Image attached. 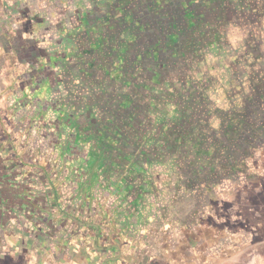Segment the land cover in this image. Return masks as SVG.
<instances>
[{"label": "crops", "instance_id": "crops-1", "mask_svg": "<svg viewBox=\"0 0 264 264\" xmlns=\"http://www.w3.org/2000/svg\"><path fill=\"white\" fill-rule=\"evenodd\" d=\"M115 1L104 6L100 1L73 0V12L69 14L76 16L75 21L73 25L70 21L62 23L53 48H38L37 31H33L37 41L32 40L33 44L21 47V51L10 47L11 31L2 39L0 211L13 212L11 221L17 222L15 228L22 234L36 233L48 241L55 237L56 244H61V237L66 234L82 238L90 230L96 244L112 231L120 242L96 245L97 248L116 250L122 262L137 264L139 260L132 257L133 252H151L149 238L157 233L154 224H173L171 217L178 214L180 205L177 194L167 193L157 175L152 174L160 167L154 164L159 152L156 144L154 149L147 146L144 153L143 146L139 148V144L122 135L123 140L118 143L122 154L143 163L129 176L125 169L116 168L105 134L113 125L111 121L125 126L132 118L141 129L145 117L155 124L143 135L152 133L158 115L163 117L170 106L162 96L157 103L151 96L170 92L172 85L169 80L155 84L152 78L148 86L159 87L152 92L142 75L156 69L153 67L157 62L150 56L151 45L157 43L155 9L147 0ZM236 1L203 0L197 17L204 12L213 14L207 21V31L231 37L234 32L228 12ZM241 1L246 6L250 3ZM2 5L0 1V22L6 24L12 16V1ZM123 13L136 26L137 37L122 44L123 53L117 59L111 57V50L118 41L116 33ZM24 16L27 18L22 15L21 19L32 23L33 29L45 32L42 16ZM202 23L196 24L190 34L197 36L204 28ZM23 37L19 39L22 41ZM171 52L175 54L176 50ZM138 54L144 56L140 72L134 67ZM146 103L153 106V111L142 114L138 107ZM142 115L144 118L139 121Z\"/></svg>", "mask_w": 264, "mask_h": 264}, {"label": "rangeland", "instance_id": "rangeland-1", "mask_svg": "<svg viewBox=\"0 0 264 264\" xmlns=\"http://www.w3.org/2000/svg\"><path fill=\"white\" fill-rule=\"evenodd\" d=\"M0 1H12L13 8L6 24L0 22V45L11 31L10 47L19 51L37 41L33 31L38 48H53L58 28L76 18L69 14L73 0ZM249 1L230 7L231 37L208 32L207 13L199 15L204 28L184 80L174 77L171 91L158 93L170 109L158 115L152 133L136 141L139 148L158 146L154 164L160 167L152 174L167 193L177 194L180 205L173 224H154L151 252H133L137 264H264V0ZM32 14L44 18L45 32L21 19ZM173 134L180 135L170 139ZM11 215L0 211V264H134L122 262L116 250L97 248L120 242L112 231L96 244L92 230L82 238L66 234L56 244L55 237L22 234Z\"/></svg>", "mask_w": 264, "mask_h": 264}, {"label": "flooded vegetation", "instance_id": "flooded-vegetation-1", "mask_svg": "<svg viewBox=\"0 0 264 264\" xmlns=\"http://www.w3.org/2000/svg\"><path fill=\"white\" fill-rule=\"evenodd\" d=\"M150 6L155 9L153 14V19L155 21V40L157 43L155 45H151V49H153V52L155 51V58L157 60L156 66L153 68L155 72H150L143 75L144 82L148 85L150 82V79L155 78L156 81L159 82V84L163 80H169L170 84L173 86V74H177L176 77L179 78V80H184L185 75V69H188L191 65L192 59L195 57L194 49H196L195 45L197 44L198 36L194 37V34H190L192 30L195 29V25L202 22L197 17V14L200 12L203 7V0H161L162 3H160V0L156 2H153V0H149ZM172 1V3H170ZM162 4V5H160ZM194 10V11H193ZM191 13V14H189ZM206 14V12H205ZM213 15V14H212ZM208 15L203 18V20H210L211 16ZM190 16H192V20L189 21ZM126 19H129L130 17H125ZM123 19V18H122ZM124 20V19H123ZM191 22V23H190ZM121 26L117 28L118 31L122 28ZM192 25V26H191ZM193 27V29L190 28ZM117 31V32H118ZM176 33V34H175ZM193 37V38H192ZM197 38V39H196ZM172 40V41H170ZM130 45V43L128 44ZM127 46V45H126ZM126 50V49H125ZM171 50H176L175 54L172 53ZM151 70V69H150ZM154 75V77H153ZM149 78V79H148ZM152 81V80H151ZM155 81V83H157ZM152 87V86H151ZM151 98H155V103H157L159 94L154 93L152 94ZM153 102V101H152ZM152 106V105H151ZM149 104H142L139 105V109L141 110L142 114H148L149 111H153V106L151 107ZM156 107V106H155ZM157 109V108H155ZM148 112V113H146ZM128 116V115H126ZM144 118V115L139 117V121ZM138 119V118H137ZM143 127L141 129L138 128L137 130L139 135L143 136V131L146 130L149 127H154V122L152 119H145L142 120ZM136 125V122H132ZM126 126V125H125ZM124 125H121L120 132H122V135L127 136V140L130 139V133L126 131V127ZM178 128V125L175 126V130ZM128 129V128H127ZM181 133H185L182 130H180ZM179 132V131H177ZM180 134H173L170 139L173 137L176 138ZM122 136H120V142H122ZM123 153V151H121Z\"/></svg>", "mask_w": 264, "mask_h": 264}, {"label": "water", "instance_id": "water-1", "mask_svg": "<svg viewBox=\"0 0 264 264\" xmlns=\"http://www.w3.org/2000/svg\"><path fill=\"white\" fill-rule=\"evenodd\" d=\"M147 1H149V0H147ZM157 1L158 0H156V2ZM153 2H155V1L153 0ZM160 3H162L161 0H160ZM160 5H162V4H160ZM120 21H121L120 23H122V28L120 29V31H118V33H116V36L118 37V41L115 42V45L111 50V57H115V58L117 57V59L123 53V48L121 47L122 44L125 41L131 39V37L135 36L134 24L130 23V21L125 20V19H124V21H122V19ZM150 56H151L153 61L157 62V60L155 58V52L151 51ZM142 58H144V56H142V54H138V56H136V59L134 61V64H135L134 67L137 70V72L140 70V67H141L140 62H141ZM151 86H153V85H151ZM126 124H127L126 127L128 128V130L131 131L130 138L132 139V141L134 143H136V141H139L141 139V136L138 134L139 132L136 131L138 128L137 127L135 128V125L132 123V118H130L126 122ZM118 128H120V127L117 125L115 127H113L110 124L109 130L107 131L108 134H105L106 142L110 143L111 150L113 151V154L115 155V161L114 162L116 164V168L117 169L122 168L123 170L125 169L124 171H128V174H129L131 171H134L135 167H137L138 165L136 164L135 161H133L131 159V157L129 155H125V154H122L120 152L121 150H120L118 143L120 142V136H122V132H120V130H118ZM114 133H116V135H114ZM144 135H146V134H144ZM141 151L144 153L146 152V150L144 148Z\"/></svg>", "mask_w": 264, "mask_h": 264}, {"label": "trees", "instance_id": "trees-1", "mask_svg": "<svg viewBox=\"0 0 264 264\" xmlns=\"http://www.w3.org/2000/svg\"><path fill=\"white\" fill-rule=\"evenodd\" d=\"M163 1H164V0H163ZM142 3H144V1H142ZM147 3H149V1H147ZM126 16H128V15H126L125 13H123V16H121L120 18H121V19L123 18V19L126 20V18H125ZM123 19H122V20H123ZM123 21H124V20H123ZM134 27H135V29H134V31H135V38H136V37H137L136 26L134 25ZM133 37H134V36H133ZM135 58H136V57H135ZM121 119H124V118L121 117V118H120V122H122ZM111 122H112V124H113V125H112L113 127H115L116 125L119 126V127L121 126L120 124H114L113 121H111ZM121 124H122V123H121ZM134 125H135V124H134ZM137 125H138V124L136 123L135 128L137 127ZM118 130H122L121 127L118 128ZM106 134H108V133H106ZM118 134H119V133H118ZM114 135H116V133H114ZM105 141H106V137H105ZM105 143H106V142H105ZM110 149H111V148H110ZM120 150H121V148H120Z\"/></svg>", "mask_w": 264, "mask_h": 264}]
</instances>
